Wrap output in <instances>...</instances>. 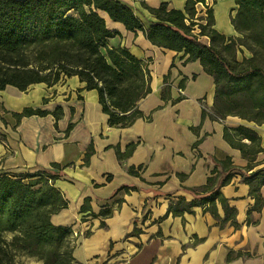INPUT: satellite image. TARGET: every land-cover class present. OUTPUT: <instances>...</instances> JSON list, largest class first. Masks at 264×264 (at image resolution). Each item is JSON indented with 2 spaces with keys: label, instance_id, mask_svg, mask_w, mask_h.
<instances>
[{
  "label": "crops",
  "instance_id": "obj_1",
  "mask_svg": "<svg viewBox=\"0 0 264 264\" xmlns=\"http://www.w3.org/2000/svg\"><path fill=\"white\" fill-rule=\"evenodd\" d=\"M121 1L145 27L155 21L145 6L165 3L167 9L184 10L186 2ZM210 2L214 28L225 36L238 35L230 22L237 10L235 0ZM197 4L202 3L195 4L198 10ZM98 12L106 27L118 32L108 44L123 46L148 62L150 92L138 102L143 117L125 127L111 126L97 90L84 88L77 75L61 76L51 85L33 83L24 90L6 85L0 89V173L35 172L52 164L62 167L54 186L67 206L52 213L50 221L72 228L76 241L72 255L78 264H264V184L256 191L257 203L239 173L220 188L235 208L237 225L222 222L225 213L218 200L217 216L208 201L190 210L176 206L178 197L194 200L190 189L206 183L215 160L230 157L240 168L248 164L224 138V127L253 129L264 150V123L234 115L211 118L214 78L198 59L185 61L183 51L154 45L141 30H127L105 11ZM25 107L45 113L18 118ZM252 163L247 173L264 166V151ZM123 185L134 188L126 191ZM85 199L88 210L81 212ZM170 205L175 214L168 212ZM106 206L112 209L109 217L87 215Z\"/></svg>",
  "mask_w": 264,
  "mask_h": 264
},
{
  "label": "trees",
  "instance_id": "obj_2",
  "mask_svg": "<svg viewBox=\"0 0 264 264\" xmlns=\"http://www.w3.org/2000/svg\"><path fill=\"white\" fill-rule=\"evenodd\" d=\"M198 2L204 0H186L184 10L167 9L165 3L156 8L145 6L155 17L145 27L121 0H0V89L13 85L24 90L33 83L51 85L61 76L77 75L85 82L84 88L97 90L99 103L108 114L111 126L125 127L143 117L138 102L150 92L148 62L123 46L108 44V38L118 32L106 27L98 12L102 10L112 20L123 23L127 30H141L152 44L183 51L185 61L198 59L204 71L214 78L211 118L234 115L256 124L264 123V0H235L237 10L230 15V22L238 33L234 36H225L214 28L212 9L207 8V23H198V26L200 35L209 37L208 44L191 32L195 22L186 23L187 19L194 18ZM240 46H245L251 56H244L235 68L221 50L235 52ZM229 84L233 88L227 91ZM44 113L25 107L16 115L21 118ZM223 136L240 150L248 164L240 168L230 157L215 160L206 183L190 189L196 195L194 200L187 202L178 197L176 206L190 210L208 201L212 214L217 216L215 201L218 200L225 213L222 222L230 220L237 225L235 208L228 205L220 188L239 173L250 185L257 203L260 196L256 191L264 184V166L247 172L254 167L256 154L264 150L259 146L260 137L249 127H224ZM241 139H247L248 143ZM91 151V147L87 149L85 160ZM61 169L58 164H52L50 169L35 172L0 173V264L12 261L8 252L12 249L36 255L44 264H78L72 255L74 246L69 248L72 228L50 221L52 213L67 206L62 193L54 186ZM128 171L138 173L133 168ZM122 187L126 191L134 188ZM196 190L207 194L197 196ZM87 202L85 199L81 212L88 210ZM168 212L176 213L171 205ZM111 214L112 209L106 206L98 213L90 211L87 215L106 218ZM100 226H105L103 220ZM6 232L13 234L10 242L3 238Z\"/></svg>",
  "mask_w": 264,
  "mask_h": 264
},
{
  "label": "rangeland",
  "instance_id": "obj_3",
  "mask_svg": "<svg viewBox=\"0 0 264 264\" xmlns=\"http://www.w3.org/2000/svg\"><path fill=\"white\" fill-rule=\"evenodd\" d=\"M202 3V2H201ZM204 3V2H203ZM198 6V10L196 9V13L194 15L193 19H187L186 23L190 24L191 21L195 22V25H192V33L197 35V38L199 41L208 44L209 43V37L207 35H200V28L198 26V23L201 24H206L207 23V19H208V13H207V8L204 11L202 4H197ZM103 51V50H102ZM222 55L229 61L230 65L237 68L236 66V62L241 61L242 58L245 57H250L251 53L250 51L247 50V48L245 46H240L237 49H235V52L230 51V50H225L222 49L221 50ZM258 62H260V58L258 59ZM262 62V60H261ZM227 91L232 89L233 86L232 85H227ZM225 88V89H226ZM13 234L11 232H6L3 235V238L6 242H10L12 239ZM71 241H70V245L69 248L73 247L76 243V241L74 240V235H73V230H72V236H71ZM9 254H11V258L12 261L7 264H44L43 259H41L40 257L36 256V255H32L27 253L24 250H14L12 249L11 251H9ZM4 264V263H1ZM73 264V263H72Z\"/></svg>",
  "mask_w": 264,
  "mask_h": 264
},
{
  "label": "built area",
  "instance_id": "obj_4",
  "mask_svg": "<svg viewBox=\"0 0 264 264\" xmlns=\"http://www.w3.org/2000/svg\"><path fill=\"white\" fill-rule=\"evenodd\" d=\"M210 0H204V3L202 2V7H203V10L205 11L206 10V7H208L209 8V6H210ZM182 88H178V93L180 94V95H182Z\"/></svg>",
  "mask_w": 264,
  "mask_h": 264
}]
</instances>
